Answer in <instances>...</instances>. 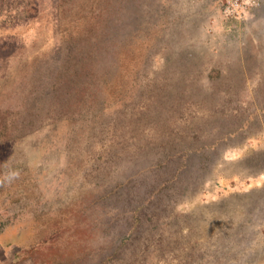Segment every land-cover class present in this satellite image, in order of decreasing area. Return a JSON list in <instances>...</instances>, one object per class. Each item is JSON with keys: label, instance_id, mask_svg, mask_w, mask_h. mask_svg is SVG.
Wrapping results in <instances>:
<instances>
[{"label": "rangeland", "instance_id": "374dc122", "mask_svg": "<svg viewBox=\"0 0 264 264\" xmlns=\"http://www.w3.org/2000/svg\"><path fill=\"white\" fill-rule=\"evenodd\" d=\"M170 3L0 0V264H264V11L171 35ZM215 90L240 129L204 180L141 201L154 144L209 118ZM65 211L57 248L29 255L40 218Z\"/></svg>", "mask_w": 264, "mask_h": 264}, {"label": "trees", "instance_id": "16d2710c", "mask_svg": "<svg viewBox=\"0 0 264 264\" xmlns=\"http://www.w3.org/2000/svg\"><path fill=\"white\" fill-rule=\"evenodd\" d=\"M64 16L66 17L65 14ZM68 58H70V60L68 61V63L64 64V68H63V71L65 70V74H64L65 76L68 75L69 73L76 74V72H78L79 70L78 67L80 65H83L82 64L83 60L78 59L76 56H72ZM72 70H74L75 73L72 72ZM216 75L218 74H213V72L210 73V77L212 78L218 77ZM220 75L221 74H219V76ZM64 79L66 80L67 85L73 86L74 84L77 83V79L74 76L71 77L66 76ZM62 82L63 81H61V83ZM216 92H217L216 90L212 91L208 95L209 98L212 99L211 105L209 106L210 108H208L210 111L209 118H206L204 122L196 121L195 119L194 126H192L191 123L186 124L183 128L179 129L177 134H175L176 136L172 135L169 139L159 140L156 144H154L153 147L155 148L157 147V149H159L162 152L159 151L161 154H159L156 159L152 158L154 162L152 160L150 164H148L146 167L142 168L138 172L139 175L142 174L143 172H146L147 170H151L149 171L148 175L146 176L141 175L142 176L141 179L148 177V179L150 180V184L147 189H145L144 191L142 189H140V191H136L137 192L136 194H138L141 201L154 198V196H156L157 194H160L159 196H162V193L164 191H167L166 193L169 195V197L172 198L175 195L179 194L180 191H182V186L184 185L185 182L191 181V184H193L194 181L198 180L199 177H203L202 179L204 180L208 175V173L210 172L209 167L211 166L210 164L212 163L210 161V156L215 152V150H217L218 142L222 138H226V136L230 135V133H233L238 129H240L239 125L240 122L242 121L241 118L243 116L241 114L243 113V111L237 110V113L231 111L230 114H227L228 107L223 106L224 104L222 103L220 105L214 103L213 99L216 97ZM143 113H149V112H143ZM178 113L180 116L183 115V112H178ZM216 113H223V116L228 115L227 116L228 118H226L227 123L223 124L222 127L220 126V123L221 122L223 123V121H221L222 119L220 121L217 120L218 118L216 119L217 117ZM171 118H174L173 119L174 122L176 117H173V115H171ZM139 119L140 117L137 120ZM116 120H119V116L118 119ZM170 129H176V128L171 127ZM201 170L203 172H201ZM139 180L140 179L138 178V181ZM178 185H180V187ZM134 193L135 192L133 193L129 192L128 194L129 202L134 201L133 199L134 197H136ZM161 201H162L161 197L158 198L157 201H155L156 210L160 208ZM68 209L70 212L74 210V207H70ZM69 214L68 211H65V214H63V216L60 217L50 215L48 217L42 216L40 218V221L42 222V227L39 234L40 238L35 244L27 246L29 255H31L35 251V249L41 250L43 246H45L46 244L53 245V247L56 246L57 248V245L59 243H57L58 241L56 237L58 232L60 234L63 233L62 231L64 227L63 223L67 219L71 224L76 223L74 216ZM136 217H137L136 219L137 221L140 222L142 220L138 212L136 213ZM53 228H56V230H53ZM50 249L52 248L50 247ZM55 251H56L55 254L56 253L61 254L62 250L56 249ZM51 252L53 254V250ZM23 255L28 256L27 254H23ZM20 257L24 258L21 255ZM36 260L39 262V264H41L40 263L41 261H39L38 258H36Z\"/></svg>", "mask_w": 264, "mask_h": 264}, {"label": "crops", "instance_id": "0c3cea01", "mask_svg": "<svg viewBox=\"0 0 264 264\" xmlns=\"http://www.w3.org/2000/svg\"><path fill=\"white\" fill-rule=\"evenodd\" d=\"M179 4V8L174 7L171 3L169 4L170 6L168 8L171 12L166 15L163 22L164 24L162 25V31L166 30L167 34L182 35L183 31L186 33L189 21L191 20L196 22L191 23L190 25L203 24L208 21L207 24L212 26V20L216 14H223L221 0H180ZM261 11H264V5L255 8V10L251 13L250 18H248L245 23L250 24L251 27H253L255 22L258 21L257 18L258 15L260 16ZM227 20L229 19L226 18V22ZM203 26H205V24Z\"/></svg>", "mask_w": 264, "mask_h": 264}, {"label": "built area", "instance_id": "2783aa9c", "mask_svg": "<svg viewBox=\"0 0 264 264\" xmlns=\"http://www.w3.org/2000/svg\"><path fill=\"white\" fill-rule=\"evenodd\" d=\"M222 12L226 18L244 21L249 18L255 8L260 5V0H221Z\"/></svg>", "mask_w": 264, "mask_h": 264}]
</instances>
